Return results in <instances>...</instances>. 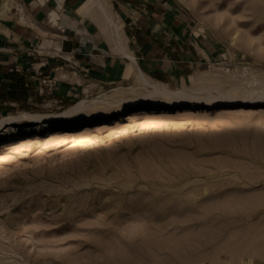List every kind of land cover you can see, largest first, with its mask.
<instances>
[{"label":"rangeland","instance_id":"rangeland-1","mask_svg":"<svg viewBox=\"0 0 264 264\" xmlns=\"http://www.w3.org/2000/svg\"><path fill=\"white\" fill-rule=\"evenodd\" d=\"M180 1L198 53L163 84L264 81V0ZM10 74L0 120L57 116L137 83L77 87L39 66ZM152 107L0 128V264H264V102Z\"/></svg>","mask_w":264,"mask_h":264},{"label":"crops","instance_id":"crops-1","mask_svg":"<svg viewBox=\"0 0 264 264\" xmlns=\"http://www.w3.org/2000/svg\"><path fill=\"white\" fill-rule=\"evenodd\" d=\"M84 2L89 0H0V78L17 77L8 73L39 66L43 73L60 72L77 87L136 79L135 67L115 43L111 44L113 36L100 29L102 19L98 15V22L91 19L95 14ZM103 2L120 29L125 52L135 59L140 71L160 83L184 74L179 64L191 51L198 52L192 44L186 45L185 33L180 30V0ZM50 13L57 15L58 26L50 23ZM57 89L64 100L67 87L59 83Z\"/></svg>","mask_w":264,"mask_h":264},{"label":"bare ground","instance_id":"bare-ground-1","mask_svg":"<svg viewBox=\"0 0 264 264\" xmlns=\"http://www.w3.org/2000/svg\"><path fill=\"white\" fill-rule=\"evenodd\" d=\"M7 2L8 1H6V3ZM86 3L92 8L93 10L92 13L95 14L93 15L91 13V15L94 16L91 17V19H94L96 21L97 20V18L95 17L96 15H98L99 18L102 19V24L100 25V29L103 32H108L113 36L112 39H114V42L111 44L115 43L116 48L135 67L136 69L135 77L137 81L136 85L124 89L123 88L116 89L111 95L102 94L101 96H98L91 100H80L76 104L70 106L63 113L57 116L21 114L17 118L16 117L4 118L0 120V128L3 127L4 129L7 126L12 127L11 123L14 120H20L23 118L30 119L34 121L35 126L39 125L41 127L44 124L51 122L54 119H62V121L59 122L60 124L59 128H63V127H67L70 122L76 120V118L78 119V117L81 116H102L107 113L121 114L122 112H124V109L133 111L134 107H137L140 104L147 105L148 103L152 104L153 109L154 108L157 109L161 107L175 108L181 104L198 103V102L210 107L211 106L217 107L220 104H227V103H238L241 105H249V104H253L254 102H264L263 99H260L261 97L259 96V93H261L262 90H264V81L258 79V77L256 78L255 76L251 78H246L245 72L241 74L240 76L242 78V79L240 78L241 80H236V78L234 77L235 78L234 80H236L235 82H231L232 80L230 81L227 79L216 78L217 76L215 75H214L215 78L213 77L212 79H209L206 74L205 75L200 74L196 76L195 79L190 83L194 87V89L192 90L188 89V87L183 83L180 85V87L176 89H171L166 84L152 80L137 68L136 66L137 63L135 59L131 55H129L130 53L127 52L129 53L127 54L125 52L122 45L123 41L119 35L120 29L117 23L114 22L113 20L112 14L109 10L110 7L107 6L103 2V0H89V2ZM4 7L6 8L7 6ZM19 10L20 9H18V11ZM56 16L54 13H50V20H51L50 23H53L52 25L54 26L57 25ZM236 40H237L236 36H233L232 34L231 45H234ZM128 70H130V68H128ZM229 82L231 84H229L227 89L223 90L222 87L224 85H227ZM189 88H191V86ZM195 91H199V94H197L198 92L195 94L194 93ZM137 112H139L137 113L139 115L145 114L144 109H139V111ZM21 130L23 129H14L15 132H19Z\"/></svg>","mask_w":264,"mask_h":264}]
</instances>
